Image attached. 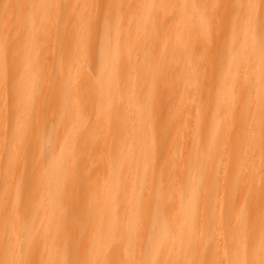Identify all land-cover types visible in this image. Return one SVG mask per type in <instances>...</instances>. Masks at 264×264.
<instances>
[{"label":"bare ground","instance_id":"1","mask_svg":"<svg viewBox=\"0 0 264 264\" xmlns=\"http://www.w3.org/2000/svg\"><path fill=\"white\" fill-rule=\"evenodd\" d=\"M0 14V264H264V0Z\"/></svg>","mask_w":264,"mask_h":264},{"label":"rangeland","instance_id":"2","mask_svg":"<svg viewBox=\"0 0 264 264\" xmlns=\"http://www.w3.org/2000/svg\"><path fill=\"white\" fill-rule=\"evenodd\" d=\"M66 1V4L69 5L71 3V0H65ZM1 16V14H0ZM4 24V19L3 18H0V30L2 28ZM236 45L238 44L237 42H235ZM234 43V44H235ZM215 68L219 71V72H222L225 68V65H224V49L222 48L220 53H219V58L215 61ZM161 148H162V151H165L167 149V142L165 140H163L161 142ZM26 194L28 195V192L26 190ZM27 199H29V197H27Z\"/></svg>","mask_w":264,"mask_h":264}]
</instances>
